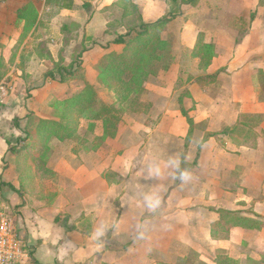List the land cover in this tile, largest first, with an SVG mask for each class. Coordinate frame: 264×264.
Wrapping results in <instances>:
<instances>
[{"label":"crops","instance_id":"obj_1","mask_svg":"<svg viewBox=\"0 0 264 264\" xmlns=\"http://www.w3.org/2000/svg\"><path fill=\"white\" fill-rule=\"evenodd\" d=\"M119 1L0 0V75L14 81V91L0 104V185L18 208L24 264H264V228L211 233L221 218L218 209L264 216L262 0H195L193 6L186 0H133L146 23L176 15L162 33L175 42V62L145 86L142 100L153 106L145 114H124L117 136L105 141L98 140L101 122L89 132L91 120L83 119L79 138L50 142L48 166L55 176L44 182L52 183L51 192L41 186L33 198L16 191L20 179L12 143L18 144L30 123L59 119L64 101L86 84L103 102L104 94L115 101L99 80V69L107 54L123 49L112 41L126 32L125 26L117 23L107 31L122 16ZM27 5L37 12L32 26L18 19ZM243 23L248 27L241 35ZM200 34L216 51L205 71L198 58L183 63ZM83 50L81 75L66 82L47 77L60 58L69 66ZM220 68L226 71L215 83L192 79L178 88L184 72L195 78ZM185 88L190 95L184 106L196 125L186 155L191 177L186 182L171 165H180L189 129L177 103ZM244 118L258 133L252 145L230 133L202 142L206 133L232 129ZM153 163L159 175L150 174ZM152 192L162 201L155 212L145 203ZM100 228L103 235L94 239Z\"/></svg>","mask_w":264,"mask_h":264},{"label":"trees","instance_id":"obj_2","mask_svg":"<svg viewBox=\"0 0 264 264\" xmlns=\"http://www.w3.org/2000/svg\"><path fill=\"white\" fill-rule=\"evenodd\" d=\"M261 3V2H260ZM262 4H264L262 0ZM122 10L120 20L109 23L108 32L115 28L117 23L125 26L126 32L118 34L112 41L114 44L123 45L120 52L109 53L103 59L99 69V80L114 94L115 101L112 104L103 102L96 90L90 84H86L80 91L68 97L63 104L62 114L59 119H37L24 129V144L13 147L12 152L19 157L17 163V173L20 179V186L16 191L28 194L35 198L37 192H29L27 185L30 183V174L24 168L29 169L37 163L42 170L41 178L45 180L55 176V172L48 166V156L50 154V142L53 139L68 141L79 138L81 123L83 119L91 120L88 131L93 132L96 122L100 121L103 134L98 140L105 141L108 138H115L118 134L119 124L126 113H146L153 104L142 101L145 86L151 76H157L161 71L169 70L175 62V42L172 39L162 38V33L166 30L170 18L165 17L154 23H146L140 13L139 6L133 0H120L116 3ZM256 13L250 15V24ZM18 19H26L28 26H32L37 19L36 9L32 5H27L18 11ZM237 19L232 21L236 25ZM244 31V30H243ZM241 32V35L244 32ZM239 41V39H238ZM84 50L77 56L69 66L64 65V60H60L47 71V77L59 76L61 82H66L81 75V57ZM216 55L215 47L211 43L203 40V34L189 52V58L200 59L199 68L207 70L212 64ZM225 68H220L214 73H202L197 77L188 76L179 78V85L185 86L189 81H195L202 85L215 83L220 73L225 72ZM184 72V71H182ZM264 76V72H260ZM183 75V74H182ZM189 91L185 88L177 96V103L182 115L189 125L185 138V150L182 153L180 168L188 169L186 155L188 147L193 139L196 128L190 110L184 106V99L188 97ZM230 133L233 137L240 139L242 144L252 145L257 139L258 133L253 127L248 126L246 119H242L236 127L230 129L223 128L220 132L206 133L202 142L211 137L218 138L221 134ZM44 173V174H43ZM46 174V176H45ZM178 175V173H177ZM27 190V191H26ZM26 191V192H25ZM220 221L212 226V236L228 234L234 228L260 229L264 228V216L246 217L238 211L218 209Z\"/></svg>","mask_w":264,"mask_h":264},{"label":"built area","instance_id":"obj_3","mask_svg":"<svg viewBox=\"0 0 264 264\" xmlns=\"http://www.w3.org/2000/svg\"><path fill=\"white\" fill-rule=\"evenodd\" d=\"M40 1L46 3V0ZM13 91L11 76L0 79V104H4ZM26 257L24 240L17 231L13 210L0 198V264H24Z\"/></svg>","mask_w":264,"mask_h":264},{"label":"rangeland","instance_id":"obj_4","mask_svg":"<svg viewBox=\"0 0 264 264\" xmlns=\"http://www.w3.org/2000/svg\"><path fill=\"white\" fill-rule=\"evenodd\" d=\"M185 2H186V5L189 4L190 6H193L194 3H195V0H186ZM263 2H264V0H263ZM166 17L172 19V18H175L176 15H173L172 13H170V14L166 15ZM247 27H248V24L247 23H243V25H241L242 31L244 30L243 32H245L247 30ZM78 51H79V48H76V53H78ZM184 57H185V59H184V62L183 63H186L187 62V59L186 58H188V53L187 52L184 54ZM5 72H7V71H5ZM2 74H3V72H1V75ZM1 75H0V79H3ZM154 77L155 76H151L150 77L151 80H154ZM182 78H187L186 72H184ZM180 87L181 86L178 83V88L180 89ZM145 91H144V93H145ZM144 93L141 96L142 98H144V96L146 95V93L145 94ZM103 98H104L103 100L106 101L105 102L106 104H112L111 99L108 97V95L104 94V97ZM145 102H148V101H145ZM136 114H145V112L144 113H136ZM23 138H24V135H22L19 138H17L18 144H16V142H13L12 143V148L13 147L18 148V146L23 145L24 144ZM140 141H141V143H144L143 142L144 141L143 139L142 140L140 139ZM177 145H178V142L173 141V147L175 149H176ZM16 157L17 158L15 159V161H16V172H17V163H19V157L18 156H16ZM24 170L26 171V173H29L30 174V179L31 180H30V183L27 185V189H28L29 192H32V190H33L34 193H36L38 191V188L41 187V186L45 188L44 191H46L48 193L51 192V190H52V186H51L52 183L49 182V185H47L48 183H45L44 182V179L41 178V176H43L41 174L42 173V170L37 166V163H34V166L33 167L31 166L29 169L24 168ZM45 176H46V174H45ZM45 180H48V176L45 178ZM3 184H5V183H3ZM9 187L12 190H15V189L12 188L13 186H9ZM3 190H4V186H2V184H1L0 185V198H2L4 201H6V202L9 203V205L11 206V208L13 210L14 216L16 218V215L18 214V212H17L18 208H17V206L15 204L12 203V199L9 198V197H7L6 194H4ZM28 196H30V195H28Z\"/></svg>","mask_w":264,"mask_h":264},{"label":"clouds","instance_id":"obj_5","mask_svg":"<svg viewBox=\"0 0 264 264\" xmlns=\"http://www.w3.org/2000/svg\"><path fill=\"white\" fill-rule=\"evenodd\" d=\"M171 165H172V167H174V169L178 173L179 179H181L182 181L186 182L191 178L190 173L187 170H183L180 168L179 162L173 161V162H171ZM149 171H150V174H152V175H159L160 169H159V166L157 164L153 163V165L151 166ZM145 203H146V207L150 211H152V212L157 211L161 207V204H162L159 193L152 192V193L146 194ZM102 235H103V228H100L94 234V239H99V237ZM137 237L139 239H143L144 233H143L142 229H138ZM69 247H70V245H69ZM65 251H67V248L65 249Z\"/></svg>","mask_w":264,"mask_h":264}]
</instances>
